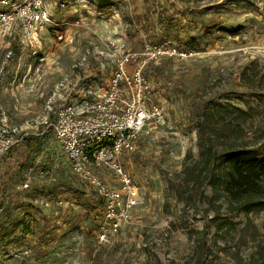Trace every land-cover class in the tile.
<instances>
[{"label": "rangeland", "instance_id": "374dc122", "mask_svg": "<svg viewBox=\"0 0 264 264\" xmlns=\"http://www.w3.org/2000/svg\"><path fill=\"white\" fill-rule=\"evenodd\" d=\"M32 2L0 0V12ZM44 4L55 26L43 30L38 44L25 42L18 25L5 31L0 24V119L27 127L24 139L0 158V264H257L264 255V211H232L210 183L194 190L185 171L196 166L200 141L206 139L201 136L211 137L216 152L242 145L264 153V0H131L127 5L110 0L105 8L98 0ZM109 40L118 42V50L107 47ZM121 53H138L128 68L143 65L152 86L148 103L162 107L164 118L122 159L140 199L131 218L105 242L99 239L105 201L92 185L67 168L59 171L57 187H39L44 176L38 167L50 166L43 152L54 159L60 147L54 128L31 149L25 139L42 131L37 122L61 81L77 83L68 93L72 102L79 101L84 98L79 87H106ZM83 55L87 60L74 66ZM41 57L48 62L40 66ZM7 74L26 84L10 89V99L1 91ZM57 99L56 105L63 103ZM234 108L243 113L233 115ZM209 110L217 125L241 129L216 135L203 126ZM35 163L30 187H20ZM98 173L118 185L112 171Z\"/></svg>", "mask_w": 264, "mask_h": 264}, {"label": "built area", "instance_id": "2783aa9c", "mask_svg": "<svg viewBox=\"0 0 264 264\" xmlns=\"http://www.w3.org/2000/svg\"><path fill=\"white\" fill-rule=\"evenodd\" d=\"M121 5L130 4L131 0H111ZM174 1V0H172ZM44 0H33L31 4L18 6L10 11L0 12V24L7 30L18 25L27 43H39L40 34L47 28H53L55 22ZM59 39L63 35H58ZM107 47L117 49L118 42L109 40ZM90 54V50L87 51ZM97 55L104 54L103 49H95ZM115 54V53H113ZM116 59L117 69L99 91L79 87V101L70 98L71 85L66 79L55 88L57 93L48 99L41 121L37 122L38 134L52 126L56 139L60 143V155L67 157L72 172L92 185L105 201L104 223L100 227V241L108 242L109 233L116 234L121 224L131 218L132 209L138 204L140 192L131 175L126 171L122 159L127 153L137 149L138 140L150 135L152 126L162 122L164 110L159 106H150L148 101L152 86L143 73V65H135L133 71L128 63L138 60V53H121ZM87 60L83 55L74 66L82 65ZM41 61L47 63L45 57ZM148 60H144L146 64ZM70 92V93H68ZM63 103L56 105L57 98ZM63 96H66L65 99ZM94 98L93 100L91 98ZM60 100V99H59ZM52 113L56 120L53 121ZM25 128L11 127L7 119H0V158L25 136ZM99 170H109L117 177V184L109 182L99 175ZM22 187H29L26 182Z\"/></svg>", "mask_w": 264, "mask_h": 264}, {"label": "trees", "instance_id": "16d2710c", "mask_svg": "<svg viewBox=\"0 0 264 264\" xmlns=\"http://www.w3.org/2000/svg\"><path fill=\"white\" fill-rule=\"evenodd\" d=\"M109 4L110 0H98V6L101 8H105ZM210 110L205 113L206 120L203 126L213 128V131L218 132L215 133L216 135L225 132L232 136L241 129L240 126L237 127L228 123L223 126L217 125L218 122H214L210 118L213 114V110ZM231 113L238 117L243 111L234 108ZM52 130L53 127L50 126L43 135L27 137L25 139L26 146L31 149L35 145L42 144L45 139L44 135L48 136ZM202 131L201 135L204 134ZM202 137L206 139L203 142L200 141L199 158L195 161V168L191 171H185L187 174L185 176L186 181L193 183L194 190L203 187L206 182L210 183L214 190L222 192L232 211L243 212L246 215L251 212L264 211V153L259 155L256 149L246 148L242 145H231L220 152H216L211 137L208 139L206 136H201V139ZM199 165L204 167L199 170ZM25 230L29 232L28 229L25 228ZM257 264H264L263 254L259 257Z\"/></svg>", "mask_w": 264, "mask_h": 264}, {"label": "crops", "instance_id": "0c3cea01", "mask_svg": "<svg viewBox=\"0 0 264 264\" xmlns=\"http://www.w3.org/2000/svg\"><path fill=\"white\" fill-rule=\"evenodd\" d=\"M52 61L54 62V59ZM52 61L50 60V62H52ZM55 62H56V65H59V63H60V61H57V59H56ZM38 64L41 66V65H44L45 63H44V61H41V59H39ZM25 76H26V74H25ZM32 76H34V75H32ZM40 78H42V76H41V74H39L37 72V79H40ZM26 79H27V77H26ZM44 79H46V78H44ZM2 80L3 81H2V90L1 91H2V94H4L5 90H7L9 92L6 95L8 98L10 96L9 95L10 94V89H12L13 92H15V91H19L20 90V86H26V84H23V83L16 84L15 81H13L14 80L13 75H12V77H10L9 74H7V76L4 75L2 77ZM30 84L31 83H29L28 85H30ZM10 86H11V88H9ZM37 89L41 90V92H43L45 90V87H44L43 83H40V84L38 83ZM9 99H8V102H7L8 105H10ZM22 127H24V126H22ZM25 128H27V127H25ZM43 154H45V155H43V157H44V159H46V163H48L50 166H45V167H40L39 166L38 167L39 175H41L39 177L42 178L44 176V179L43 180L41 179L42 182L39 184V187H47V186H49V187H57V184L59 182V171H61L63 169L66 170L67 168H69V172H72L70 163H69V161H68L66 156L60 155V147H59L58 151L55 153V158H54L55 161H53L54 159L52 158L53 156L51 155V153H49V152L44 153L43 152ZM64 159L67 161V163L64 162ZM51 161H52V163H51ZM62 161L64 162L63 164H62ZM34 167H35V169H34ZM33 170L37 171V163H35L34 166L31 167L29 169V171L27 172V180H26V182L29 183V187L31 185L32 171ZM41 170H42V172H41ZM22 185L23 184H20V187H22ZM64 185H66V184H64Z\"/></svg>", "mask_w": 264, "mask_h": 264}]
</instances>
